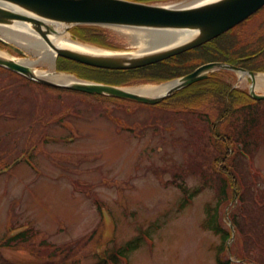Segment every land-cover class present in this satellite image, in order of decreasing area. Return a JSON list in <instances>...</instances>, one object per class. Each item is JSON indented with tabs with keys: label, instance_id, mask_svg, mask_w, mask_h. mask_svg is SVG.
<instances>
[{
	"label": "rangeland",
	"instance_id": "1",
	"mask_svg": "<svg viewBox=\"0 0 264 264\" xmlns=\"http://www.w3.org/2000/svg\"><path fill=\"white\" fill-rule=\"evenodd\" d=\"M186 1L189 0H176L173 5ZM260 14L233 32L237 48L255 46L264 11ZM106 29L116 34L120 40L117 45L126 52L142 50L144 43L138 35L146 30ZM0 37L11 45H20L5 39L4 32ZM0 51L13 56L9 48ZM24 52L25 56L16 58L40 59L37 53ZM35 69L52 70L42 65ZM222 77L234 89H252L264 95V89L251 86L248 75L223 72ZM7 85L8 90L0 91V96L13 100L3 107L16 112L15 118L0 112V245L11 237L10 226L19 233L27 231L31 242L0 247V264H217L222 236L204 228V224L208 209L218 202L214 170L221 165L216 160L226 149L206 138L210 135L200 114L185 109L192 104L143 107L92 98L45 89L0 70V87ZM17 93L22 94L21 100ZM206 101L211 105L213 100ZM239 104L252 106L253 110L235 105L237 110L229 123L236 122L240 132L244 127L252 131L248 139L251 142L245 148L235 145V154L224 164L226 168H239L247 178L242 182L261 193L264 103L251 105L242 98ZM216 109L213 118L217 116ZM250 119H254L253 124ZM40 120L46 125L36 123L33 133V123ZM231 128L230 124L218 125V130L229 137L233 134ZM30 146L37 147L31 155ZM18 159L20 163L15 165ZM195 162L203 167L202 172L194 170ZM7 163L15 166L7 170ZM203 185L199 195L190 196ZM240 186L244 190L241 182ZM235 193L233 185L229 204L220 208L219 224L225 231L232 230L229 243L239 250V232L231 218L236 210ZM97 200L105 206L102 213ZM107 219L105 230L103 220ZM133 241L137 250L132 244L128 246ZM68 245L75 249L74 253L66 248ZM107 249L124 251L127 259L120 262L121 256L117 261H101V252ZM227 250L221 258L231 257L236 264H255L254 259L259 258L264 261L260 250L247 251L254 258L247 257V262H236L237 253L233 255L231 246Z\"/></svg>",
	"mask_w": 264,
	"mask_h": 264
},
{
	"label": "water",
	"instance_id": "2",
	"mask_svg": "<svg viewBox=\"0 0 264 264\" xmlns=\"http://www.w3.org/2000/svg\"><path fill=\"white\" fill-rule=\"evenodd\" d=\"M173 4H145L129 0H0V33H2L1 29L13 30L16 26H30V30L56 52L53 66L56 75L71 76L56 71L59 57L98 69L124 71L144 68L207 44L259 11L264 6V0H217L185 7ZM81 25L144 29L163 34L170 33V31H195L196 35L190 41L176 47L167 48L169 46L166 43H161L154 49L145 50L137 56L130 54H137L139 51L133 53L98 49L100 52L94 54V52L86 53L56 47L52 39L58 34L56 27L59 26L66 33H70L72 28ZM0 42L10 45L1 37ZM10 46L16 54L26 55L25 47L24 49L21 45ZM14 58H0V66L47 86L89 95L112 96L147 105L161 103L175 92L205 80L212 72L227 70L247 74L253 79V84L257 76L254 72H248L233 65L209 63L179 80L172 81L171 83L180 81V84L167 94L147 97L141 93L127 91L126 88L89 82L76 77L77 82L72 85L48 81L38 78L35 69L37 65L47 66L46 64L35 62L31 66H26L14 61ZM250 93L256 100H264V95H258L252 89Z\"/></svg>",
	"mask_w": 264,
	"mask_h": 264
},
{
	"label": "trees",
	"instance_id": "3",
	"mask_svg": "<svg viewBox=\"0 0 264 264\" xmlns=\"http://www.w3.org/2000/svg\"><path fill=\"white\" fill-rule=\"evenodd\" d=\"M134 2H141V3H147V4H157V3H163V2H170L174 0H129ZM72 36L74 39L79 40L83 43L92 44L104 49H110V50H121L122 46H118L117 44L120 43V40L117 39L116 34L108 31L106 28L97 27V26H76L71 30ZM262 43H264V23L259 31ZM232 39V41H229V38H219L217 40H214L202 47H199L195 50L188 51L186 53H183L179 56L173 57L171 59H168L166 61L147 66L140 69L135 70H127V71H108V70H101V69H95L86 67L84 65L78 64L76 62H72L63 58L59 59L58 69L69 71L77 74L79 77L91 79L93 76L97 82H101L108 85H115V86H131L136 84H142V83H164L168 82L170 80L176 79L178 77H182L186 74H189L193 72L196 68L199 66L210 63V62H226L229 64H244L248 66L253 71H263L264 72V44L261 45L262 48L260 50V54L258 55V49L257 47L253 46L248 48H237L235 46V38L232 35H229ZM225 37V36H224ZM253 43L249 44L252 45ZM0 48H6L2 43H0ZM250 56V59L246 60H240L242 57ZM196 62V63H194ZM1 71L8 72L11 75L17 76L21 78L24 81H27V83L32 85H37L45 89H54L59 91H66L62 89H56L48 86H44L35 82H32L16 73H13L9 70L3 69L0 67ZM208 82H203L199 84L198 86H194L195 89H192L189 94L185 96V100L179 101L177 103H173L175 105H187L192 104V107L188 109V107H185L186 110L197 111V114H200L199 119L202 120L206 126L208 135L206 138L213 139L214 145H223L225 147V151H223V155L217 158L216 162L220 163L219 168H215L214 175L216 176L217 183H218V202L217 206H212V209H208V219L206 220L204 224V228L213 231L216 233V235L222 236V246H221V252L217 255V264H236L232 262L231 257L223 260L222 255H226L228 252V247L231 246V249L234 253H237V261L239 262H247V257L252 256L246 254L247 251L250 249H256L260 250L261 253L264 254V192L259 193V189H255L253 186L250 188L248 185L250 183H243L242 181L247 180L246 176L241 173L239 168H226L225 162L227 159L231 157V155H234V146L237 144H242L243 147H247V143L251 142L248 141L249 138H251L252 131H250L248 128L244 127V129L240 132L239 125L236 122H230L229 119L231 116L234 115V111L237 110V105L240 109H249L253 110L252 106H247L246 104H239V101L242 99V97L245 98V100L254 102L253 99H250L248 96L246 97L245 92L242 91H234L229 86H226V83L223 82L219 77H211L210 80H207ZM8 86H2L0 87V91H7ZM198 87V88H196ZM241 94V95H240ZM18 99H22V94L19 95L17 93ZM95 98L100 99H111V97L106 96H95ZM208 98H211L212 104L209 105V103L206 101ZM114 99V98H112ZM174 98L170 100V102L173 101ZM13 98H4L3 96H0V108L2 112H6L7 118H15V112L16 110L13 108L5 109L3 107V104H9ZM188 100V102H186ZM122 102L126 101L120 100ZM237 102L238 104H235L234 102ZM198 102L199 105L195 106ZM143 106L142 104H139ZM215 107H218L216 109V118L212 117V112L215 111ZM41 113L37 111V116H39ZM48 115V114H47ZM50 115H53L51 113ZM194 116V115H193ZM46 122V121H45ZM45 122L39 121L33 123L32 132L35 131V125L36 123L40 124V126L46 125ZM250 123H254V119L249 120ZM45 123V124H44ZM223 124H230L231 130L233 131L232 136H237L236 140L231 139L232 136H228L227 134H222L220 130H218V125ZM203 138V139H206ZM30 150V149H29ZM222 152V151H220ZM218 152V153H220ZM239 154H243L242 152H239ZM201 160V158H200ZM194 164V170L202 172L203 167L200 165L199 162H195ZM178 174V172L176 173ZM175 174V175H176ZM213 175V174H212ZM215 176L213 178L215 179ZM256 176V175H254ZM256 179V178H255ZM240 182L244 187V190L240 186ZM261 182H263L261 180ZM236 186V193L235 197L237 195V198H235L234 201H236L235 205V211L231 215L232 223L236 227V232H239V235L236 239V245L240 247L239 250L235 249V245L230 244L229 241L231 240V237L233 236L232 230L229 229V231L223 230L221 225L219 224V217H220V208H222V205L229 204V193L230 189L233 185ZM182 186V185H180ZM185 191L186 188L182 187ZM205 188V185L195 190L193 193H191V197H196L199 195ZM259 194L260 196L256 195ZM246 196H250L249 198H246ZM26 232H22L20 234L14 235L10 238H5L3 242L8 247H11L12 245H16L18 242H21L23 244L30 243L31 242V236L29 237ZM240 237V241H239ZM135 241H138L135 240ZM131 242L128 244H132L134 246V250H137L136 247L138 245L134 244V242ZM239 241V244H238ZM2 242V243H3ZM14 243V244H11ZM19 245V244H18ZM70 245L66 246L68 249ZM127 246V248H128ZM34 247V246H31ZM77 248V246H76ZM125 249L129 251L128 249ZM72 248H69L71 250ZM80 249V248H78ZM133 250V251H134ZM75 249H72V253H74ZM49 253V252H46ZM100 260L106 261L108 258H113V260L117 261L119 260L121 262L122 259H127L124 256V251H114L110 252L108 249L103 250L101 252ZM254 259V258H253ZM257 262H254L255 264H264V261L259 258L254 259Z\"/></svg>",
	"mask_w": 264,
	"mask_h": 264
},
{
	"label": "bare ground",
	"instance_id": "4",
	"mask_svg": "<svg viewBox=\"0 0 264 264\" xmlns=\"http://www.w3.org/2000/svg\"><path fill=\"white\" fill-rule=\"evenodd\" d=\"M191 1V0H189ZM217 0H193L192 2H184L180 4L178 7H185L190 5H201L205 3H211ZM58 34L52 37L53 42L56 44V47L59 48H66L74 51H81V52H100L96 48L88 47L84 44H77L71 40L68 33L61 28L56 27ZM9 30L10 33L7 31ZM2 32L6 34L5 39L16 42L26 49H28L31 52L37 53L40 57L39 60L33 61L28 59H18L9 56L7 53L0 51V58L4 59H12L14 58V61L26 65L31 66L33 63H43L48 66H51V71H36V76L38 78H42L48 81L56 82L59 84L64 85H72L73 83L77 82L76 78L72 76H67L63 74H55V70L53 69V65L56 60V52L52 50L50 46H48L45 42L39 39L36 34L30 30V26H16L11 31L10 29H1ZM196 35L195 31H170V33L163 34L161 32L157 33L152 30L150 31H142L138 35L141 40L144 43V46L141 51H139L137 54H130L133 56H137L141 54L145 50H151L154 49V47L161 43H166L169 47H176L178 45H181L183 43H186L190 41L194 36ZM93 54V53H91ZM180 84V81H176L170 84H165L161 86H145L141 88H131L126 89L127 91L135 92V93H141L147 97H159L167 94L170 90L176 88ZM256 87L258 89H264V75L258 76L256 78Z\"/></svg>",
	"mask_w": 264,
	"mask_h": 264
}]
</instances>
